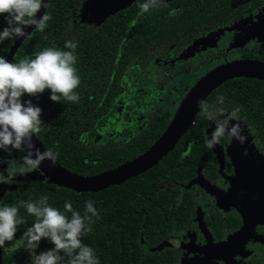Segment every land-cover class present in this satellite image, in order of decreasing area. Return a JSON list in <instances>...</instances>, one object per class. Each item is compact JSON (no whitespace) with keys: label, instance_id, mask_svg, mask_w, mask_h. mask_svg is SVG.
Here are the masks:
<instances>
[{"label":"flooded vegetation","instance_id":"1","mask_svg":"<svg viewBox=\"0 0 264 264\" xmlns=\"http://www.w3.org/2000/svg\"><path fill=\"white\" fill-rule=\"evenodd\" d=\"M143 2L136 0L105 20L107 23L118 16L123 22L132 23L127 31L122 29L119 43L123 48L119 61L126 63L124 71L117 74V80L102 79L105 104L102 101L95 106L105 109L104 131H98V139L105 140V173L150 151L172 125L188 94L207 75L237 62L264 64V0H164L167 7L151 9L141 16L138 5ZM132 7L137 16L128 19L126 11ZM173 10L176 15L171 14ZM147 15L161 32L139 42L133 52L126 51L130 43L125 39L131 33L132 38L136 37L135 24ZM34 31L33 28L30 36ZM108 33L116 45L115 33ZM17 39L9 44L3 57L7 58ZM14 57L12 61L18 62ZM91 66L86 62L87 68ZM246 80L258 79L233 78L212 93ZM109 86H113L112 102ZM81 91L84 110L92 114L93 91L99 88ZM50 95L46 90L38 98L25 95L23 99H31L43 109L46 124L35 142L42 151H57V163L52 166L46 161L41 168L22 174L20 158L25 153L14 152L9 157L0 152V159L5 161L0 164V175L11 177L9 182L0 183V207L47 196L53 207L63 211L65 202H70L83 214V199L88 201L91 194L105 191L107 207L113 202L128 211L121 213L124 221L141 224L142 228L148 225L146 234L139 231L128 242L129 246L136 244L134 264H264V123L246 111L240 98L229 93L220 105L219 94L212 96L209 104L239 108L248 136L243 146L226 137L209 150L204 137L215 125L199 109L191 126L156 165L102 191L78 192L61 185L55 173L59 165L72 174L90 177L78 174L74 170L76 160L63 155L61 135L56 134L55 126L63 105L53 102ZM108 108L110 112L106 111ZM47 126H54L55 131ZM70 137H75L74 131ZM109 213L107 209L105 223L110 222ZM20 215L27 223L13 241L0 248L2 264H31L22 237L34 217L28 216L23 207ZM52 246L43 240L37 252Z\"/></svg>","mask_w":264,"mask_h":264},{"label":"clouds","instance_id":"2","mask_svg":"<svg viewBox=\"0 0 264 264\" xmlns=\"http://www.w3.org/2000/svg\"><path fill=\"white\" fill-rule=\"evenodd\" d=\"M138 6L139 15L143 16L151 9L167 7V4L164 0H144ZM47 7L46 0H0V18L4 24L0 28V42L28 38L27 29L30 27L44 32L53 19L46 11L39 15ZM171 14L176 15V10ZM77 47L76 41L67 40L64 44L67 50L46 47L36 52L34 58H23L18 62L0 56V152L8 153L9 157L14 152L25 153L20 158L22 174L41 168L46 161L55 166L59 156L52 148L42 151L37 146L35 140L46 124L42 119L43 109L23 97L38 98L49 90L53 102L78 103L81 77L76 67ZM218 102L223 105V97H219ZM197 103L200 114L215 125L204 137L209 150L226 137L242 146L247 143L248 136L239 108L218 107L206 100ZM4 162L0 159V164ZM10 179L0 175V183H7ZM21 207L26 209L28 216L34 217V222L22 237L26 241L24 250L29 253L31 264H101L95 250L83 242V238L92 232L93 218H99L92 200L85 202L83 214L70 202H65L61 211L49 203L47 196L0 207V248L13 241L20 227L27 223L20 215ZM43 240L53 246L38 253Z\"/></svg>","mask_w":264,"mask_h":264},{"label":"trees","instance_id":"3","mask_svg":"<svg viewBox=\"0 0 264 264\" xmlns=\"http://www.w3.org/2000/svg\"><path fill=\"white\" fill-rule=\"evenodd\" d=\"M85 1L50 0L46 12L50 13L53 19L49 22V26L44 32L35 30L18 49L14 58L20 60L34 57L36 52L42 51L46 47L64 49L67 40L78 43L76 67L81 77V84L78 89L80 100L74 104L62 103L61 116L57 118L55 126H57L56 134L61 135L59 145L63 155L76 160L74 170L78 174L91 176L105 172V140L104 137L98 139V131H104L105 109L95 107L102 101L105 104L106 92L105 87L102 86V79L105 81L117 80V74L124 71L126 63L124 65L119 61L120 53L123 51L119 43L124 34L122 29L127 31L132 23L123 22L121 18L116 16L100 26L84 24L79 16ZM126 12L128 19L130 17L134 19L137 16L134 7ZM3 26V19L0 18V28ZM135 27L136 37L132 38L134 33H131L129 38L125 39V42L130 43L125 47L128 52H133L139 42H144L150 36L161 32L151 15L141 17V21L136 22ZM109 30L115 33L116 45L113 43L112 36L108 35ZM117 32L118 35H116ZM14 40L15 38L0 42L2 43L0 44V56L5 55L9 44H12ZM86 62L91 63L92 66L87 68ZM84 74H86L85 77ZM82 88L91 91L99 88V91H93L94 112L92 114H87L84 110L86 104L83 103L85 97L81 91ZM112 89L113 86H109L111 102L114 100ZM229 93L242 100L246 111L250 112L257 122L264 123V82L246 80L235 86L227 84L212 93L206 101L209 103L212 96L222 94V97H225L229 96ZM110 108L106 111L110 112ZM69 117H71L70 122ZM53 127L47 126V129L53 132L55 131ZM73 131L75 137L71 138ZM128 191L130 189H127L126 192ZM89 200L94 202L99 218L94 217L92 232L83 238V242L95 250L101 264H134L138 254L134 247L136 244L129 246L128 242L133 241V237L137 236L139 231L146 234L148 225L142 228L141 224L132 223L128 219L124 221L123 218L125 217L121 213L128 211L113 202L107 207L105 205V191L91 194ZM83 201L86 202L87 200L83 199ZM107 209L110 210L107 215L110 222L105 223V211ZM44 241L48 243L47 240Z\"/></svg>","mask_w":264,"mask_h":264},{"label":"water","instance_id":"4","mask_svg":"<svg viewBox=\"0 0 264 264\" xmlns=\"http://www.w3.org/2000/svg\"><path fill=\"white\" fill-rule=\"evenodd\" d=\"M136 0H86L80 12L83 23L102 25L105 20L116 12L129 8ZM49 0H46L48 4ZM45 9L39 15H43ZM33 28H28L30 33ZM25 38H18L10 49L7 60L12 61ZM237 77L255 78L264 82V64L257 62H237L219 67L200 81L183 101L180 110L173 120L172 125L165 134L158 139L150 151L140 158L126 163L113 171L82 177L72 174L66 169L56 167V176L61 179V185L78 192H98L109 185L120 184L126 179L137 176L153 167L177 143L194 121L199 111L198 101L205 100L217 87L225 81ZM0 264L1 257H0Z\"/></svg>","mask_w":264,"mask_h":264}]
</instances>
